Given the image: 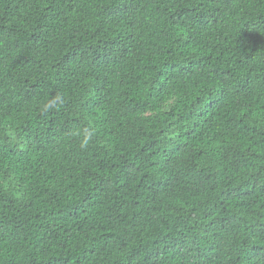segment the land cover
<instances>
[{"label": "trees", "instance_id": "trees-1", "mask_svg": "<svg viewBox=\"0 0 264 264\" xmlns=\"http://www.w3.org/2000/svg\"><path fill=\"white\" fill-rule=\"evenodd\" d=\"M0 264H264V0H0Z\"/></svg>", "mask_w": 264, "mask_h": 264}, {"label": "clouds", "instance_id": "clouds-1", "mask_svg": "<svg viewBox=\"0 0 264 264\" xmlns=\"http://www.w3.org/2000/svg\"><path fill=\"white\" fill-rule=\"evenodd\" d=\"M65 104V97L62 94H57L51 99L45 101L41 105V111L47 114L54 110H59ZM79 137L78 148L81 151L87 150L93 142L96 135V130L92 127H86L76 134Z\"/></svg>", "mask_w": 264, "mask_h": 264}]
</instances>
